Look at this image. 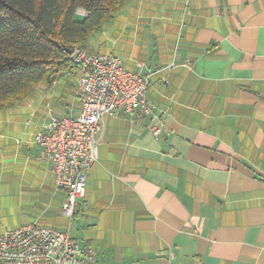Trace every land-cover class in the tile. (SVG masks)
<instances>
[{"label":"crops","instance_id":"0c3cea01","mask_svg":"<svg viewBox=\"0 0 264 264\" xmlns=\"http://www.w3.org/2000/svg\"><path fill=\"white\" fill-rule=\"evenodd\" d=\"M88 48L146 64L163 130L106 114L69 220L34 139L52 116L79 114V74L41 83L0 111L1 231H69L93 264H264V0H128Z\"/></svg>","mask_w":264,"mask_h":264},{"label":"built area","instance_id":"2783aa9c","mask_svg":"<svg viewBox=\"0 0 264 264\" xmlns=\"http://www.w3.org/2000/svg\"><path fill=\"white\" fill-rule=\"evenodd\" d=\"M73 63L79 74V114L52 116L34 139L52 165L56 186L65 191L61 211L69 220L85 196L88 173L98 161L99 134L106 114L141 113L149 119L154 133L163 130L156 107L148 100L152 80L144 62L130 69L118 55L77 46ZM93 263L91 250L69 231L54 226L28 223L0 234V264Z\"/></svg>","mask_w":264,"mask_h":264},{"label":"trees","instance_id":"16d2710c","mask_svg":"<svg viewBox=\"0 0 264 264\" xmlns=\"http://www.w3.org/2000/svg\"><path fill=\"white\" fill-rule=\"evenodd\" d=\"M127 1L0 0V111L24 101L41 83L76 70L74 48L93 52L89 37Z\"/></svg>","mask_w":264,"mask_h":264},{"label":"rangeland","instance_id":"374dc122","mask_svg":"<svg viewBox=\"0 0 264 264\" xmlns=\"http://www.w3.org/2000/svg\"><path fill=\"white\" fill-rule=\"evenodd\" d=\"M84 11L83 10H80V13H83ZM20 220L19 219H16V220H12V221H4L3 225H12L13 223H19ZM3 233V231H1L0 229V234Z\"/></svg>","mask_w":264,"mask_h":264}]
</instances>
